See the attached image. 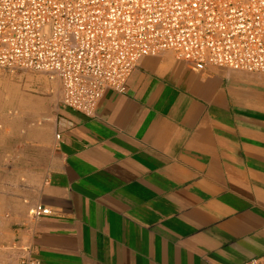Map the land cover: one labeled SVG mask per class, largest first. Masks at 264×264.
<instances>
[{
	"label": "crops",
	"instance_id": "crops-1",
	"mask_svg": "<svg viewBox=\"0 0 264 264\" xmlns=\"http://www.w3.org/2000/svg\"><path fill=\"white\" fill-rule=\"evenodd\" d=\"M126 83L90 115L58 100L21 187L0 186L26 200L0 232L7 257L240 264L263 254L264 73L195 69L164 51L140 58ZM37 203L51 212L32 216Z\"/></svg>",
	"mask_w": 264,
	"mask_h": 264
},
{
	"label": "built area",
	"instance_id": "built-area-1",
	"mask_svg": "<svg viewBox=\"0 0 264 264\" xmlns=\"http://www.w3.org/2000/svg\"><path fill=\"white\" fill-rule=\"evenodd\" d=\"M164 51L195 69L264 73V0H0V67L42 72L86 115L105 89L125 91L140 58ZM240 264H264V253Z\"/></svg>",
	"mask_w": 264,
	"mask_h": 264
},
{
	"label": "rangeland",
	"instance_id": "rangeland-1",
	"mask_svg": "<svg viewBox=\"0 0 264 264\" xmlns=\"http://www.w3.org/2000/svg\"><path fill=\"white\" fill-rule=\"evenodd\" d=\"M60 98L58 81L49 80L42 72L0 67V186L13 181L16 187H21L25 178L20 171L35 164L34 159L27 157L35 155L30 146L40 140L46 148L48 127ZM14 165L16 168L10 172ZM19 191L0 190L2 233L9 229L7 222L19 217V207L26 201ZM10 251L0 243V259L19 261L7 257Z\"/></svg>",
	"mask_w": 264,
	"mask_h": 264
}]
</instances>
